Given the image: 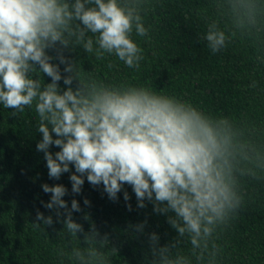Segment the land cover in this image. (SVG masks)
<instances>
[{
  "label": "clouds",
  "instance_id": "clouds-1",
  "mask_svg": "<svg viewBox=\"0 0 264 264\" xmlns=\"http://www.w3.org/2000/svg\"><path fill=\"white\" fill-rule=\"evenodd\" d=\"M149 2L0 0V107L16 116L34 105L39 118L35 130L41 134L36 150L43 153L50 179L69 173L73 195L81 194L86 179L94 188L102 186L113 202L123 192L127 204L128 185L138 208L151 203L154 212L165 215L177 236L161 247L159 236L149 234L150 264H216L219 249L213 238L241 208L240 177L264 173V128L207 115L189 102L146 87L82 76L79 60L63 54L79 48L98 61L114 56L138 70L144 56L133 35L148 38L142 13ZM214 3L227 24H208L203 36L208 49L215 54L234 37L251 36L256 59L264 63V0ZM73 81L78 82L75 88ZM53 146L59 149L55 153L50 151ZM41 188L50 194L43 207L63 224L69 244L77 242L70 264H111L116 249L108 247L107 235L100 236L94 225L85 232L73 219L81 207L76 199L70 207L63 199L69 189L47 183ZM83 204L90 201L84 198ZM127 207L132 210L131 204ZM36 220V231L54 223L52 215L39 211ZM146 223L130 227L143 232ZM185 238L191 244L189 254L180 250Z\"/></svg>",
  "mask_w": 264,
  "mask_h": 264
},
{
  "label": "trees",
  "instance_id": "trees-1",
  "mask_svg": "<svg viewBox=\"0 0 264 264\" xmlns=\"http://www.w3.org/2000/svg\"><path fill=\"white\" fill-rule=\"evenodd\" d=\"M142 15L149 33L148 38L133 35L144 56L138 70L127 68L114 56L98 61L94 54L79 48L71 53L64 50L63 54L79 60L82 76L108 84L146 87L189 102L207 115L226 116L241 126L264 128V63L256 59L254 38L234 37L215 54L203 39L210 22L220 21L221 28L227 24L214 0H150ZM49 54L56 53L49 50ZM44 81L49 83L50 78L44 76ZM59 83L66 87L63 81ZM77 84L73 81L72 87ZM12 111L0 107V264H70L71 247L77 242L69 244L63 224L55 222V213L43 207L42 202L50 199V194L42 191L44 183L63 184L69 189L63 199L69 207L76 199L81 207V212H73V219L83 225L85 232L94 225L100 236L107 235L108 247L116 249L111 264H150L149 234L159 236L161 247L176 238L165 215L154 212L151 203L137 207L128 185L125 190L131 211L123 192L113 202L102 186L94 188L85 179L81 194L73 195L69 173L59 180L50 179L43 153L36 150L41 134L35 130L39 118L34 105L16 116L11 115ZM58 150L50 148L53 153ZM240 189L241 208L213 238L219 249L216 264H264V173L256 178L240 177ZM84 198L90 201L89 206L83 204ZM38 211L53 216V225L44 226V232L32 227L34 222L39 223ZM85 215L89 220L84 219ZM144 221L143 232L130 227ZM77 238L83 247V235L78 233ZM180 250L189 254L190 241L185 238Z\"/></svg>",
  "mask_w": 264,
  "mask_h": 264
}]
</instances>
